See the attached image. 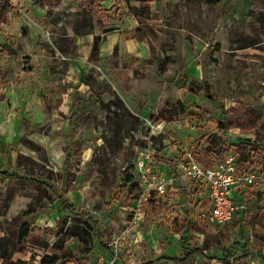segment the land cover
<instances>
[{"label":"rangeland","instance_id":"rangeland-1","mask_svg":"<svg viewBox=\"0 0 264 264\" xmlns=\"http://www.w3.org/2000/svg\"><path fill=\"white\" fill-rule=\"evenodd\" d=\"M13 4L0 32V169L18 177H0V264H95L114 255L118 264H180L194 245L202 252L186 264H264L257 158L236 163L257 182L236 198L244 214L222 227L179 231L175 222L202 201L184 177H174L160 214L132 210L142 154L155 150L159 164L193 140L207 164L216 134L224 147L213 148V163H221L236 142L264 141V0ZM145 6L148 19H136ZM94 36L100 52L90 61ZM177 101L184 113L157 118ZM248 108L259 117L256 136L237 128Z\"/></svg>","mask_w":264,"mask_h":264},{"label":"built area","instance_id":"built-area-1","mask_svg":"<svg viewBox=\"0 0 264 264\" xmlns=\"http://www.w3.org/2000/svg\"><path fill=\"white\" fill-rule=\"evenodd\" d=\"M195 125L191 126L194 130ZM169 152L165 151V158L170 163L176 161L177 176L187 178L194 184V191L202 194L200 201H196L192 218L189 220L199 225H211L222 227L226 225L237 212L242 213L243 203L237 202L236 198L242 196L250 187L257 182L255 176L239 171L237 157L234 151L224 156L221 163L209 162L205 164L200 160L195 142L184 144L177 152L172 147ZM211 154L214 156L215 152ZM155 150L142 154L137 159L135 170L138 175V184L142 189L136 200L133 211H143L149 205L152 196L166 197L172 189V176L167 171L166 162L162 163L164 171L159 169L161 163L157 164ZM161 162V161H160ZM167 201H168V197ZM238 203V204H236ZM118 257L112 259L99 258L95 264H118ZM67 264H74L68 262Z\"/></svg>","mask_w":264,"mask_h":264},{"label":"trees","instance_id":"trees-1","mask_svg":"<svg viewBox=\"0 0 264 264\" xmlns=\"http://www.w3.org/2000/svg\"><path fill=\"white\" fill-rule=\"evenodd\" d=\"M140 3H147L148 0H137ZM15 6L13 4V0H0V32H1V26L2 24L5 23L7 20L8 16L14 11ZM134 17L136 19L144 18L148 19L150 15V8L148 6H145L140 9H136L135 12L133 13ZM76 35L82 34L81 31L78 29H75ZM101 39L99 36H94L92 46L90 49V53L88 56V59L90 61L95 60L99 56V43ZM116 47V46H115ZM60 104V100L57 102V106ZM185 112V107L184 104L180 101H177L172 107L170 108H165L162 113L157 117L160 120L166 121V122H172L174 121L179 114H182ZM244 118L238 123L237 128H239L241 131L244 133H250L252 135H258V132L260 130V123H259V117L252 108L246 109L244 111ZM218 128L219 130H226L227 127L223 123L219 122L218 123ZM207 144L209 145V150L212 151L214 150L213 148L217 149V152H220L222 148L224 147V142L223 139L220 135H210ZM215 152V151H214ZM237 162L241 163H251L254 158H257V160L261 163L262 166H264V141H261L258 138L254 139H249V140H243L239 141L237 145ZM176 161L172 162L170 164L171 170H172V178L175 180V176H177L176 172ZM0 177L2 178H17L18 176L15 173L8 174L7 171H3L0 169ZM131 180V176H129L128 181ZM155 194L152 196L150 200V209L151 212L154 214H160L164 209H166V204H161V203H155L153 201ZM244 214V213H243ZM176 226L178 227L179 231L183 232L186 230H193V231H198L201 232L199 227L192 223L190 220L187 218L182 220L181 225H178L175 222ZM258 227L264 231V216H261L259 220L257 221ZM28 234L27 230H22V235L26 236ZM202 252V248L198 247L197 245H194L192 250L187 252L182 259L178 260L177 262L180 264H186L188 261H190L193 257L194 254H200ZM2 259H5L4 253L1 255ZM5 260L4 262H6Z\"/></svg>","mask_w":264,"mask_h":264},{"label":"crops","instance_id":"crops-1","mask_svg":"<svg viewBox=\"0 0 264 264\" xmlns=\"http://www.w3.org/2000/svg\"><path fill=\"white\" fill-rule=\"evenodd\" d=\"M93 42V41H92ZM117 42H118V37H115L114 39H112L111 41H110V47L112 48L113 46H116L117 45ZM127 43V48L128 49H130L131 50V52L132 53H138V52H140V50H141V48H140V44H138V43H133L131 46L130 45H128V42H126ZM91 46H92V44H91ZM90 49H91V47H90ZM89 53H90V50H89ZM89 56V55H88ZM60 104H61V101H60ZM60 104L58 105V106H60ZM193 139V138H192ZM191 142H195V141H191ZM196 143V145H197V149H198V143L197 142H195ZM238 145V142H236L235 143V147H233L232 146V150H230V151H234L235 152V155H236V152H237V146ZM207 149L209 150V145H208V147H207ZM209 152H210V154L209 155H211L212 157H213V159H211V161H214L215 159V157L217 158V155H216V152H215V155L213 156L212 154H211V152H212V150L210 151L209 150ZM237 157V156H236ZM205 161V160H204ZM166 162V165H167V171H168V173L171 175L172 174V170H171V166L170 165H168V161L164 158V160H162L161 162H159V163H161V165L159 166V169H161V170H163L164 171V167H163V164L162 163H165ZM177 178H179L178 176H176ZM173 186H174V184H173ZM249 190V189H248ZM247 190V191H248ZM171 192L173 191V188L170 190ZM246 191V192H247ZM245 192V193H246ZM244 193V194H245ZM243 194V195H244ZM241 197L242 196H240V197H238V199L237 200H241ZM153 201L155 202V203H161V204H166V206H169L168 205V201H167V198L166 197H157V196H154V199H153ZM149 212H151V209H150V205H148L147 207H146V214L147 213H149ZM242 213H244V212H242ZM191 218H192V216H190ZM188 219L189 220V217H187V215H184V219ZM183 219V220H184ZM192 222V221H191ZM192 223H194V222H192ZM194 224H196L197 226H201V225H199V224H197V223H194ZM199 233V232H198ZM202 233H200V234H198V236L199 237H201L202 238Z\"/></svg>","mask_w":264,"mask_h":264}]
</instances>
